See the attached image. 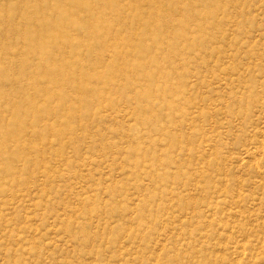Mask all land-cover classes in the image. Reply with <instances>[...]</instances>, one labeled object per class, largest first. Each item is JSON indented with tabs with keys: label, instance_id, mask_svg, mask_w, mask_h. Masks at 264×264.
<instances>
[{
	"label": "rangeland",
	"instance_id": "1",
	"mask_svg": "<svg viewBox=\"0 0 264 264\" xmlns=\"http://www.w3.org/2000/svg\"><path fill=\"white\" fill-rule=\"evenodd\" d=\"M0 264H264V0H0Z\"/></svg>",
	"mask_w": 264,
	"mask_h": 264
}]
</instances>
